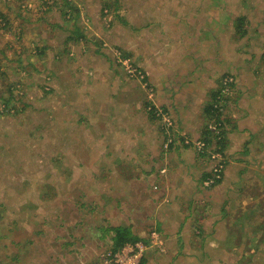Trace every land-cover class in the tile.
I'll list each match as a JSON object with an SVG mask.
<instances>
[{"label":"crops","instance_id":"crops-1","mask_svg":"<svg viewBox=\"0 0 264 264\" xmlns=\"http://www.w3.org/2000/svg\"><path fill=\"white\" fill-rule=\"evenodd\" d=\"M224 4L225 0L152 1L153 15L137 29L134 47L151 88L145 89L128 77L133 86L119 88L116 96L106 100L93 101L108 115L97 119L102 121L97 129L93 124V135L84 134L85 145L102 151L95 155L101 157L97 162H87V167L92 165L98 171V176L88 181L96 190L84 191L87 203L81 205L83 208L58 201L61 196L72 202L82 196L78 191L60 193L56 201L59 205L51 213L29 210L24 214L28 224L37 226L28 225L27 236L32 240L17 246L19 256L25 251L28 254L21 264H88L107 248H115L112 228L128 229L139 238L152 230L161 233L163 246L149 249L140 264H258L259 260L264 264L262 78L256 84L239 81L240 88H234L236 100L232 98L223 105L212 92L221 70L228 71L225 66L234 54L229 58L215 49L197 64L188 49L214 28L213 23L229 30L227 38L232 35L236 12L231 13ZM245 37L250 38V34ZM176 73L182 81L178 86L173 84ZM252 87L257 90L246 93V88ZM136 89L142 97L149 89L155 91L153 98H148V107L159 111L158 116L152 111L140 112L145 105L141 96H135ZM127 93L134 95L130 102L125 98ZM219 104L223 105L222 120L211 115V111L218 114ZM91 107L90 100L82 110L80 107L78 119L94 123L97 112L92 116ZM164 118L170 119L169 126ZM106 120H111V125L107 126L110 122ZM207 122L226 127L227 161L221 179L211 187L205 180L212 164L194 146L200 137L208 138ZM112 125L121 128L108 130ZM168 138L173 144L163 149L164 159L161 154L155 160L159 152H153ZM210 139L203 140L208 147ZM84 179L72 178L69 184L76 187ZM20 224L27 226V221Z\"/></svg>","mask_w":264,"mask_h":264},{"label":"rangeland","instance_id":"rangeland-1","mask_svg":"<svg viewBox=\"0 0 264 264\" xmlns=\"http://www.w3.org/2000/svg\"><path fill=\"white\" fill-rule=\"evenodd\" d=\"M152 1L0 0V13L5 15L2 16L5 22L0 16V264L27 261V251L19 256L17 246L31 239L27 236L28 225L37 226L28 224V216L23 218L29 210L51 213L59 205L56 201L60 193L78 191L82 196L74 201L61 196L58 201L74 203L80 209L87 203L84 191L96 190V186L88 181L98 176V171L92 165L87 167V162H97L101 157L97 159L95 155L102 154V151L95 152V146L85 145L84 134L93 135V124L97 129L102 122L97 119H103L107 113L103 108L100 110V106L96 108L93 101L106 100L110 95L116 96L119 88L133 86L130 79L145 89L151 88L134 47L137 29L153 15ZM224 5L231 13L236 12V16L245 17L243 28L236 32L234 27L232 35L227 38L229 30L213 23L214 28L209 29L200 42L188 47L197 64L198 59L207 58L215 49L217 54L222 50L229 58L234 54L227 61L230 62L228 67L225 66L228 71L221 70L219 83L212 92L214 99L219 98L218 102L223 100V105L232 98L236 100L238 94L234 88L236 85L240 88L239 81L255 83L262 78L264 84V0H225ZM246 34H250V38L247 39ZM123 58L130 60L147 80L130 77L129 66L121 63ZM188 75H184L185 79ZM175 76L173 84L178 86L182 81L177 73ZM124 80L126 83L121 84ZM255 90L246 88V93ZM136 92L135 96L141 99L140 92L137 89ZM153 93L155 95V91L149 89L142 97L145 106H142L141 113L149 111L147 102L148 98H153ZM242 94L239 92L240 96ZM261 95H264L263 89ZM133 97L131 93L125 95L129 102ZM89 100L93 105L92 116L97 112L91 124L78 119L80 107L82 110ZM223 105L219 104L218 114L211 111L212 118L223 119ZM77 119L86 127L82 128ZM117 120L121 121V118ZM208 122L206 129L212 141L209 148L218 149L217 138L224 140L226 127L222 123ZM107 128L120 130L121 127L112 125ZM165 143L162 141L153 152V155L159 152L155 160L161 158V154L163 156V149L168 150L173 144L165 146ZM204 155L210 163L208 154L205 152ZM164 171L163 168L161 172ZM77 177L85 178L83 184H86L71 186L70 180ZM24 219L27 226L20 224ZM14 220L16 223L11 226ZM156 231L158 239L163 238Z\"/></svg>","mask_w":264,"mask_h":264},{"label":"built area","instance_id":"built-area-1","mask_svg":"<svg viewBox=\"0 0 264 264\" xmlns=\"http://www.w3.org/2000/svg\"><path fill=\"white\" fill-rule=\"evenodd\" d=\"M120 55H118L119 58ZM122 65L129 66L127 72L130 77L137 78L139 80H144V76L138 68L130 63V60L123 58ZM149 111H152L155 115H159V111L153 110V108L148 107ZM166 125H170L171 121L168 118H164ZM172 142L171 138L165 143V146L169 145ZM187 143V140H185ZM196 146V151L200 154L207 153L211 162V167L209 170L210 175H207L205 180L206 186H212L217 183L221 177L222 172L224 171L227 161L223 153L219 150L212 149L207 147L206 143L203 140H197L194 144ZM158 233L152 232L150 235L140 238L135 241L127 242L119 248H111L106 250L98 259H94L88 262V264H140L145 253L157 246L158 244L162 245V240L158 239Z\"/></svg>","mask_w":264,"mask_h":264},{"label":"trees","instance_id":"trees-1","mask_svg":"<svg viewBox=\"0 0 264 264\" xmlns=\"http://www.w3.org/2000/svg\"><path fill=\"white\" fill-rule=\"evenodd\" d=\"M0 16L1 17L2 16L4 17L5 15H3L2 13H0ZM244 18L245 17L243 15H238V16L235 17V19H234V27H235V31L236 32L237 31L239 32L240 31V28H243ZM3 21L5 22L4 18H3ZM263 48H264V42H263ZM262 56L264 57V50H263ZM147 104H148V106L150 105L149 102H147ZM5 105H6V103H5ZM213 107L214 106H211L210 105V108L211 109ZM217 140L219 141V147L216 150L221 151L223 153L225 159L227 160L226 155H225V152H224V145H225L224 144V140H223V138H221V139H218L217 138ZM112 231L115 232V234H114V245H115V248H119V247H121L123 244H125L127 242H131V241H135V240L140 239L137 236L131 235V233L128 231V229H124V228H112Z\"/></svg>","mask_w":264,"mask_h":264},{"label":"bare ground","instance_id":"bare-ground-1","mask_svg":"<svg viewBox=\"0 0 264 264\" xmlns=\"http://www.w3.org/2000/svg\"><path fill=\"white\" fill-rule=\"evenodd\" d=\"M145 71V70H144ZM156 250V249H155Z\"/></svg>","mask_w":264,"mask_h":264},{"label":"clouds","instance_id":"clouds-1","mask_svg":"<svg viewBox=\"0 0 264 264\" xmlns=\"http://www.w3.org/2000/svg\"><path fill=\"white\" fill-rule=\"evenodd\" d=\"M141 238H143V237H141Z\"/></svg>","mask_w":264,"mask_h":264}]
</instances>
